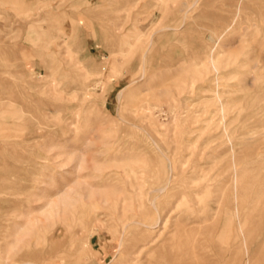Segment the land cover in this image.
Instances as JSON below:
<instances>
[{"label":"rangeland","instance_id":"rangeland-1","mask_svg":"<svg viewBox=\"0 0 264 264\" xmlns=\"http://www.w3.org/2000/svg\"><path fill=\"white\" fill-rule=\"evenodd\" d=\"M225 7L223 0H0V61L12 66L0 63V264H264V121L243 117L260 105L264 119V24L222 40L219 70L234 73L219 79L220 93L232 90L227 121H219L206 49L225 22L214 28L204 15L223 16Z\"/></svg>","mask_w":264,"mask_h":264},{"label":"bare ground","instance_id":"bare-ground-1","mask_svg":"<svg viewBox=\"0 0 264 264\" xmlns=\"http://www.w3.org/2000/svg\"><path fill=\"white\" fill-rule=\"evenodd\" d=\"M224 1V4H225V9H224V15L223 16H221L220 14H219V12H218V10H213V11H210L209 13H207V14H205L204 15V17H206L209 21H210V23H212V25L214 24H217L218 22L220 23V20L221 19H223L224 20V22H225V24H224V27H223V31L222 32H220V33H216L214 30L209 34V41H211V44L207 47V49H206V57H207V60H206V63L209 65V67L208 68H210V72H211V74L209 75V77L206 79L210 84L209 85H211V84H214V86H215V88H211V101H212V103H214V105L216 106V105H218L213 111H212V113H213V115L214 116H219L220 118H218L219 119V121H227L225 118V114H226V111L228 110V108H230V111H231V109H232V107L230 106L229 107V99H230V97H231V95H232V90L231 91H228V89H230V88H228L227 90H224V88H223V91H221V93H220V88H219V79H224V80H229V76H232L231 75V72H233V71H231L232 70V68H231V70H229V71H220L219 70V67H218V60H219V57L220 56H222L223 54H226L227 52H226V50H224V51H221V49L220 48H222V47H224V45L223 44H221V43H223L222 42V40H224L223 38H224V36L228 33V32H232V33H236V32H233V30L234 29H239V30H243V29H245V31H247L249 34H251L250 32H252L253 33V31H252V27H253V25L254 24H256V26H255V28H254V31L257 29L258 31H259V28L264 24V0H223ZM196 2V1H195ZM211 3V2H210ZM120 5V4H119ZM191 5V4H190ZM193 6V5H192ZM172 8H174V7H172ZM120 9V8H119ZM189 9V8H188ZM189 11V10H188ZM161 13V12H160ZM185 14V13H184ZM177 15H178V13H177ZM183 15V14H182ZM184 16V15H183ZM1 20H2V18H0ZM160 19V18H159ZM161 20V19H160ZM193 20V19H192ZM195 22V21H194ZM0 23H1V21H0ZM188 24V23H187ZM199 24V23H198ZM200 24H201V22H200ZM203 25H205L204 23L202 24V26ZM27 26H29V25H27ZM170 26V25H169ZM180 26V25H179ZM178 26V27H179ZM182 26V25H181ZM180 26V27H181ZM220 26V25H219ZM1 27H2V25H1ZM199 27V26H198ZM209 27H211L210 25H209ZM209 27H207L208 29H209ZM217 28V26L215 25L214 26V28ZM170 28V27H169ZM203 29L205 28L206 29V26H203L202 27ZM264 28V27H263ZM1 29H3V28H1ZM165 29H167V27H165ZM201 29V28H200ZM151 30V29H150ZM152 30H154V29H152ZM159 30H160V28H159ZM161 30H163V29H161ZM175 30V29H174ZM177 30V29H176ZM207 30V29H206ZM211 30H212V28H211ZM238 30V31H239ZM251 30V31H250ZM205 31V30H204ZM210 31V30H209ZM236 31V30H235ZM237 31V32H238ZM2 32V31H1ZM165 32V31H164ZM175 32V31H174ZM257 32V31H256ZM4 33V32H3ZM91 33V32H90ZM9 33H7V35H8ZM258 34V33H257ZM259 34H260V32H259ZM5 35V34H4ZM151 36H152V31H151V34H150ZM149 36V35H148ZM232 36V35H231ZM228 37V36H227ZM149 38H150V36H149ZM148 38V39H149ZM154 38V37H153ZM189 38V37H188ZM205 38V37H204ZM200 39V38H199ZM240 39V38H239ZM238 39V40H239ZM42 40V39H41ZM44 40V39H43ZM42 40V41H43ZM10 41V40H9ZM45 41V40H44ZM149 41H151V39L149 40ZM47 42H48V40H47ZM47 42H43V46H45V44L47 43ZM38 43V42H37ZM36 43V44H37ZM150 43V42H149ZM34 44V43H33ZM36 44H34V45H36ZM48 44H49V42H48ZM48 44H46V46L48 45ZM192 44V43H191ZM13 45V44H12ZM11 45V46H12ZM200 45H202V44H200ZM200 45H199V47H200ZM10 46V47H11ZM42 46V47H43ZM192 46V45H191ZM35 47V46H34ZM41 47V46H40ZM203 47V46H202ZM7 48H9L8 46H7ZM43 48H46V47H43ZM10 49V48H9ZM31 49H33V48H31ZM36 49H37V47H36ZM41 49V48H40ZM42 50V49H41ZM44 50V49H43ZM46 50V49H45ZM6 51H8V50H6ZM13 51H14V49H13ZM146 51H147V49H146ZM200 51H203V50H200ZM217 51V54L215 53ZM10 52H11V50H10ZM1 53V52H0ZM43 53H44V51H43ZM49 53V52H48ZM195 54H196V51L194 52ZM197 53H198V51H197ZM200 53V52H199ZM203 53H204V51H203ZM245 53V52H244ZM12 54H14L13 52H12ZM1 55H4L3 53L1 54ZM7 55V54H6ZM10 55V54H9ZM15 55V54H14ZM47 55V54H46ZM142 56V58L144 59V55H146V54H141ZM8 56V55H7ZM13 56V55H12ZM38 56V55H37ZM198 56V55H197ZM224 56V55H223ZM227 56V55H226ZM254 56V55H253ZM2 57V56H1ZM1 57H0V60H1ZM9 57V56H8ZM39 57V56H38ZM203 57H204V55H203ZM205 57V58H206ZM228 57V56H227ZM241 57V56H240ZM242 57H243V54H242ZM255 57V56H254ZM257 57V56H256ZM13 58V57H12ZM11 58V56H10V59H12ZM142 58L140 59L141 61H143L142 60ZM202 58V57H201ZM232 58V57H231ZM233 58H235V57H233ZM247 58V57H246ZM246 58H244L245 60H246ZM249 58V57H248ZM4 59H5V57H4ZM8 59V58H7ZM7 59L5 60V61H7ZM200 59V58H199ZM250 59H252V60H254V58H250ZM13 60V59H12ZM16 58H14V62H15V64H16ZM3 61V62H2ZM2 61H0V63L2 64L3 63V65H5L4 64V60H2ZM204 61V60H203ZM236 61V60H235ZM240 61V60H239ZM258 61V60H257ZM256 61V62H257ZM11 62V61H10ZM10 62H8L9 64H6L5 66H7V68L9 67H12V66H10ZM196 62H198V61H196ZM224 62V61H223ZM254 62V61H253ZM259 62V61H258ZM205 63V61H204V63H202L203 64V66L206 64ZM243 63V62H242ZM200 63L198 62V65H199ZM240 64V63H239ZM245 64V63H244ZM244 64H242V65H244ZM247 64V63H246ZM246 64H245V66H246ZM254 64V63H253ZM2 65V66H3ZM143 65V64H142ZM221 65V64H220ZM238 65V64H237ZM250 65H252V63L250 64ZM5 66H4V68H5ZM236 66V64L234 65V67ZM240 66V65H239ZM249 66V62H248V65H247V67ZM231 67H233V66H231ZM237 67V66H236ZM241 67V66H240ZM254 67H255V65H254ZM143 68V67H142ZM141 68V71L143 70ZM199 68V67H198ZM203 68H205V67H203ZM239 67H237L236 68V70L238 69ZM246 68V67H245ZM252 68V67H251ZM51 70V69H50ZM49 70V71H50ZM201 71H202V69H200ZM239 70H241L240 68L238 69V74H239ZM48 71V69L46 70V72ZM199 71V70H198ZM206 71V70H205ZM1 72V71H0ZM5 72V71H4ZM6 72H8V71H6ZM53 72V71H52ZM208 72V71H207ZM13 73V72H12ZM22 73V72H21ZM143 72H141V74H142ZM197 73V72H196ZM203 73V72H202ZM201 73V74H202ZM234 73V72H233ZM237 73V72H236ZM240 73H241V71H240ZM1 74V73H0ZM7 74V73H6ZM5 74V75H6ZM198 74V73H197ZM199 74H200V71H199ZM204 74V73H203ZM238 74H236V75H238ZM12 75V74H11ZM15 75H17V74H15ZM13 76L14 78L16 77V78H18L17 76ZM20 75V74H19ZM22 75H24V74H21L20 76H22ZM52 75V74H51ZM143 75V74H142ZM242 75V74H241ZM3 76V75H2ZM7 76V75H6ZM9 76V75H8ZM207 76H208V74H207ZM234 76V75H233ZM201 77V76H200ZM234 77H236V76H234ZM3 79H4V76L2 77ZM15 78V79H16ZM195 78V77H194ZM193 78V79H194ZM238 78H239V76H238ZM237 78V79H238ZM245 78V77H244ZM257 78V77H256ZM1 79V78H0ZM5 79H7V80H9L8 78H5ZM23 79V78H22ZM192 79V80H193ZM233 79V78H232ZM240 79H241V77H240ZM240 79H238V80H240ZM12 81H14L15 83H16V81L14 80V79H11ZM10 80V81H11ZM17 80V79H16ZM20 81H21V79H19ZM195 80V79H194ZM193 80V81H194ZM231 80V79H230ZM242 80V79H241ZM240 80V81H241ZM6 81V80H5ZM11 81V82H12ZM18 81V80H17ZM19 81V82H20ZM193 81H191V82H193ZM232 81V80H231ZM8 82V81H7ZM133 82H135V78H132V81H131V83H133ZM239 82V81H238ZM242 82V81H241ZM0 83H1V81H0ZM13 83V82H12ZM223 83V82H222ZM243 84H244V82H242ZM3 84V83H2ZM17 84V83H16ZM15 84V85H16ZM20 84V83H19ZM233 84H234V82H233ZM237 84H240V83H237ZM242 84V85H243ZM30 85V84H29ZM131 85V84H130ZM191 85V84H190ZM201 85H202V83H201ZM222 85V84H221ZM231 85V84H230ZM241 85V84H240ZM12 86L14 87V85L12 84ZM17 86V85H16ZM127 86V85H126ZM197 86V85H196ZM198 86H200V85H198ZM208 86V85H207ZM213 86V85H212ZM211 86V87H212ZM246 85H244L243 86V90L244 89H246V87H245ZM4 88H5V84H4ZM127 87H123L118 93H117V95H118V97H117V99H121V97L123 96V94H124V91H125V89H126ZM184 88H185V86H184ZM198 88V87H197ZM239 88V87H238ZM193 89V88H192ZM207 89V88H206ZM226 89V88H225ZM5 90V89H4ZM195 90H197V89H195ZM0 91H1V88H0ZM10 91V90H9ZM8 90H6L5 92H9ZM200 91V90H199ZM238 91V90H237ZM202 92V91H201ZM205 92V91H204ZM235 92V91H234ZM246 92H249V91H246ZM1 93L3 94L4 93V91L2 92L1 91ZM6 93V94H7ZM208 93V92H207ZM206 93V94H207ZM244 93V92H243ZM189 94V93H188ZM202 94H204V93H202ZM201 94V95H202ZM251 94H252V92H251ZM4 95V94H3ZM1 96L2 95H0V99H1ZM250 96V95H249ZM253 96H254V94H253ZM3 97V96H2ZM209 97V96H208ZM241 96H239L238 98H240ZM247 97V96H246ZM4 98L6 99V96L4 95ZM16 100H17V98L16 97H14ZM238 98L237 99H235L236 101L238 100ZM243 98H244V96H243ZM243 98H241V99H243ZM257 98V97H256ZM15 99H11V100H13V101H16ZM206 99V98H205ZM208 99V98H207ZM241 99H239V100H241ZM247 99H248V97H247ZM251 99V98H250ZM20 101H21V99H19ZM184 100V99H183ZM12 101V102H13ZM18 101V100H17ZM232 101H234V100H232ZM245 101V100H244ZM244 101L242 100V103H243V107H244V105H245V108H248V106H249V104L250 103H253L252 102V100L250 101V100H248V101H245L246 103L244 104ZM9 102H10V100H9ZM9 102H8V104H9ZM208 102V101H207ZM210 102V101H209ZM239 102H241V101H239ZM259 102V101H258ZM16 103V102H15ZM202 103V102H201ZM204 103V102H203ZM249 103V104H248ZM0 104H2V103H0ZM23 104H24V102H23ZM40 104V103H39ZM238 104H240V103H238ZM7 105V104H6ZM12 107H13V105L12 104H10ZM25 105H27V104H25ZM42 106H43V103L41 104ZM1 106V105H0ZM15 106V105H14ZM30 106V105H29ZM32 106V105H31ZM234 106H238V105H234ZM240 106V109H242V107H241V104L239 105ZM255 106V105H254ZM259 106V109L261 108L260 107V105H257V107ZM21 107V106H20ZM19 107V108H20ZM24 107H26V106H24ZM214 107V106H213ZM250 108H251V105L249 106ZM256 107V106H255ZM256 107V108H257ZM15 108V107H14ZM30 107H28V109H29ZM35 108V107H34ZM234 108V107H233ZM26 109V108H25ZM27 109V110H28ZM235 109V108H234ZM249 109V108H248ZM246 110V112L243 114V117H244V121H253V123H258L259 121H264V119H261V117H262V115L263 114H261V112H259V109H257L258 111H256V110H254V109H251V111L249 112V110ZM6 110V109H5ZM9 110V108L7 109V111ZM17 110H19V109H17ZM23 110H24V108H23ZM23 110H22V112H23ZM207 110H208V108H207ZM237 109H235V111H236ZM239 110V109H238ZM243 110H244V108H243ZM261 110H262V108H261ZM2 111H4V108H3V110H1V113H2ZM4 112V113H8V112ZM20 112H21V109L19 110ZM31 111V110H30ZM245 111V110H244ZM12 112H15L14 111V109H13V111ZM12 112H10V114L12 113ZM17 112V111H16ZM15 112V113H16ZM25 112L27 113V111L25 110ZM24 112V113H25ZM32 112V113H31ZM30 112V114H33L32 116H34V109H33V111H31ZM37 112V111H36ZM247 112H249V113H247ZM38 113V112H37ZM234 113V112H233ZM243 113V112H242ZM264 113V112H263ZM9 114V115H10ZM29 114V113H28ZM29 114V115H30ZM209 114V113H208ZM231 114V113H230ZM11 115H14L13 113L11 114ZM24 115V114H23ZM27 115V114H26ZM228 115V114H227ZM1 116V115H0ZM3 116H5L4 114H3ZM31 116V115H30ZM29 116V117H30ZM31 116V117H32ZM212 116V115H211ZM22 117V116H21ZM30 117V118H31ZM231 117H233V116H231ZM239 117V116H238ZM243 117H241V119L243 118ZM12 118V117H11ZM19 118V117H18ZM24 118H26V117H24ZM210 118V117H209ZM213 118H215V117H213ZM228 118V117H227ZM34 119V118H33ZM33 119H31V122H32V120ZM239 119V118H238ZM28 120V119H27ZM215 120H217V119H215ZM243 120V119H242ZM241 120V121H242ZM34 121V120H33ZM212 121V120H211ZM210 121V122H211ZM234 121V120H233ZM232 121V122H233ZM236 121V120H235ZM24 122H25V120H24ZM208 122V121H207ZM207 122H205V123H207ZM209 122V123H210ZM249 122H245V124L246 123H249ZM20 123H22L21 121H20ZM34 123V122H33ZM36 123H37V121H36ZM38 123H39V121H38ZM38 123H37V125H38ZM238 123V122H237ZM17 124V123H16ZM31 123H29V121H27V125H29V126H31L30 125ZM243 124H244V122H243ZM259 124H261V123H259ZM7 125V124H6ZM37 125L35 126V128L37 127ZM236 125V124H235ZM250 125V124H249ZM1 126H4V125H2L1 124ZM0 126V127H1ZM9 126V125H8ZM16 126V125H15ZM20 125H18L17 127H19ZM26 126V125H25ZM38 126H40V125H38ZM237 126H239V124L237 125ZM245 126V125H244ZM11 127H13L12 125H11ZM21 127V129L23 128V126H20ZM41 127H42V125H41ZM235 127V126H234ZM2 128V127H1ZM6 128V127H5ZM14 128V127H13ZM26 128V127H25ZM228 128V127H227ZM226 128V126H225V129H227ZM14 129H16V128H14ZM8 130V129H7ZM12 130V129H11ZM17 130H18V128H17ZM20 130V129H19ZM205 130V129H204ZM233 130H234V128H233ZM22 131H24V130H22ZM257 131V130H256ZM26 132V131H25ZM210 132V131H209ZM222 132V131H221ZM220 132V133H221ZM254 132V131H253ZM262 132V131H261ZM226 133H228V130L227 131H225V134ZM230 133V132H229ZM228 133V134H229ZM264 133V132H263ZM208 134V133H207ZM210 134V133H209ZM225 134H224V136H225ZM258 134V133H257ZM262 134V133H261ZM261 134H259V135H261ZM222 135H223V133H222ZM234 135V134H233ZM248 135V134H247ZM219 136V135H218ZM218 136L217 135H214V136H211V137H213L216 141H217V138H218ZM235 136V135H234ZM242 136V135H241ZM243 136H245V135H243ZM251 136V135H250ZM250 136H248V139H249V137ZM2 137V136H1ZM217 137V138H216ZM240 137V136H239ZM259 137V136H258ZM8 138V137H7ZM205 138V137H204ZM219 138L221 139V136H219ZM227 138V137H226ZM234 138V137H233ZM13 139H16V138H13ZM12 139V140H13ZM211 139V138H210ZM210 139H208V140H210ZM224 139H225V137H224ZM2 140V139H1ZM7 140V139H6ZM212 140V139H211ZM223 140V139H222ZM222 140H220V141H222ZM235 140V139H234ZM245 140V139H244ZM264 139L262 138V140L261 141H263ZM2 141H5V140H2ZM2 141H0V142H2ZM215 141V142H216ZM240 141H242V139L240 140ZM6 142V141H5ZM225 142V141H224ZM228 142V141H227ZM15 144H16V142H14ZM204 143H206V139H205V142ZM208 143V142H207ZM223 143V142H222ZM222 143H218V145L220 144H222ZM264 143V142H263ZM20 144V143H19ZM19 144H17V145H19ZM8 145V144H7ZM14 145V144H13ZM21 145L23 146L24 144H22L21 143ZM20 145V146H21ZM217 145V144H216ZM220 145H219V147H220ZM224 145H226L225 143H224ZM224 145H222V146H224ZM232 145V144H231ZM3 146H5V145H3ZM221 146V147H222ZM230 146V145H229ZM11 148H12V150H13V148H15V146H10ZM218 147V148H219ZM220 147V148H221ZM234 147V146H233ZM232 147V148H233ZM8 148H9V146H7V150H8ZM10 148V149H11ZM202 148V147H201ZM204 148V147H203ZM230 148V147H229ZM246 148H248V146L247 145H243V146H241L240 148H237V149H234L233 151H239V153L242 151V150H244V149H246ZM6 149V148H5ZM206 149H207V147H206ZM15 150H16V148H15ZM209 150V149H208ZM262 150V149H261ZM202 151L204 152H206V150H203L202 149ZM230 152V151H229ZM257 152V151H256ZM15 153H16V151H15ZM199 154H201V153H199ZM206 154V153H205ZM214 154H215V152H214ZM264 154V153H263ZM262 154V155H263ZM5 155H7V152L5 153ZM189 155V154H188ZM193 155V154H192ZM10 156H11V154H10ZM14 156V155H13ZM191 156V155H190ZM16 156H14V158H15ZM220 157V156H219ZM19 158V157H18ZM23 158H25V157H23ZM262 158V156H259L258 157V159H260V161L262 160L261 159ZM15 159H17V157L15 158ZM217 159V158H216ZM257 159V160H258ZM18 160H20V159H18ZM24 160V159H23ZM224 160V159H223ZM22 161V160H21ZM222 161V160H221ZM256 161V160H255ZM255 161H252V162H246V165L247 164H249V165H247V166H249V167H246V169L245 170H251V169H249V168H251L250 167V165L252 164V163H254L255 164ZM263 161V160H262ZM4 162V161H3ZM14 162V161H13ZM29 162V161H28ZM170 162V161H169ZM15 163V162H14ZM226 163V162H225ZM230 163V162H229ZM262 163V162H261ZM169 164V163H168ZM171 165V164H170ZM259 165H260V163H259ZM228 166V165H227ZM237 166V165H236ZM12 167V166H11ZM27 167V166H26ZM257 167H259L258 165H257ZM257 167H255V169L257 168ZM33 168V167H32ZM10 169H12V168H10ZM228 169H229V167H228ZM254 169V168H253ZM254 169V170H255ZM245 170H243V172L245 171ZM9 171V170H8ZM35 171V170H34ZM170 171V170H169ZM242 171V170H241ZM30 172V171H29ZM217 172H219V171H217ZM243 172H241L242 174H243ZM241 173H239V174H241ZM244 173H246V172H244ZM5 174V173H4ZM10 174V173H9ZM34 174V173H33ZM26 175V174H25ZM11 176H13V175H11ZM35 175H33V176H31V177H34ZM31 177H29V178H31ZM228 177V176H227ZM239 177V176H238ZM2 178V177H1ZM14 178V177H13ZM12 179V178H11ZM15 179V178H14ZM25 179V178H24ZM168 179V178H167ZM215 179H218V177H216ZM248 179H249V177H248ZM251 179V178H250ZM8 180V179H7ZM13 180V179H12ZM210 180V179H209ZM229 180V179H228ZM234 180V179H233ZM1 181H2V179H1ZM223 181H224V179H223ZM4 182V181H3ZM13 182V181H12ZM14 182H16V181H14ZM8 183H9V181H8ZM220 183V182H219ZM224 183V182H223ZM167 184H168V182H167ZM167 184H165L164 186H166ZM220 184H222V181H221V183ZM225 184V183H224ZM234 184V183H233ZM5 185V184H4ZM227 185V184H226ZM229 185V184H228ZM233 186V185H232ZM264 186V185H263ZM166 188H167V186H166ZM228 188V187H227ZM229 188H230V186H229ZM231 189V188H230ZM229 189V190H230ZM158 190V189H157ZM162 190V189H161ZM263 188H262V193H263ZM1 191V190H0ZM155 191V190H154ZM163 191V190H162ZM2 192V191H1ZM1 192H0V194H1ZM156 192V191H155ZM160 193H161V191H159ZM224 192V191H223ZM157 193H158V191H157ZM220 194H221V192H220ZM261 194V193H260ZM259 194V195H260ZM231 195V194H230ZM220 196V195H219ZM224 196V197H223ZM223 196H221L222 197V199L223 198H225V196L226 195H224L223 194ZM232 196V195H231ZM239 196V195H238ZM237 196V197H238ZM261 196H264V193H263V195L261 194ZM260 196V198H261V200H262V197ZM221 197H220V200H221ZM11 198V197H10ZM218 198V197H217ZM239 198V197H238ZM12 199V198H11ZM264 199V198H263ZM14 200V199H13ZM218 200H219V198H218ZM263 201V200H262ZM13 202V201H12ZM259 202H260V199L258 200V204H259ZM214 204H216L215 202H214ZM218 204V203H217ZM228 204V203H227ZM261 204V203H260ZM213 205V204H212ZM218 205H221V204H218ZM216 206V205H215ZM258 206V205H257ZM260 206V205H259ZM231 207V206H230ZM236 207L238 208V204H236ZM223 208V207H222ZM216 209H217V206H216ZM224 209V208H223ZM209 212H210V208H209V210H208ZM181 212H182V210H181ZM219 213V212H218ZM229 213V212H228ZM207 214H210V213H207ZM206 214V215H207ZM211 214H213L214 215V213L212 212ZM182 215H183V213H182ZM182 215H181V218L183 219V217H182ZM225 215V214H224ZM179 216V215H178ZM185 216H188V215H185ZM190 216V215H189ZM188 216V217H189ZM210 216V215H209ZM208 216V217H209ZM227 216V215H226ZM203 217V216H202ZM205 217H207V216H205ZM207 217V218H208ZM230 218H231V216H230ZM209 219V218H208ZM228 219V218H227ZM234 219H235V217H234ZM179 220V219H178ZM186 220V219H185ZM190 220V219H189ZM192 220V219H191ZM182 221V220H181ZM187 221V220H186ZM193 221V220H192ZM199 221V220H198ZM194 222V221H193ZM135 223H137V222H135ZM189 223V222H188ZM188 223H187V226H188ZM192 223V222H191ZM227 223H228V221H227ZM242 223V222H241ZM140 224V223H139ZM239 226V225H238ZM179 233V232H178ZM175 235V234H174ZM252 235V234H251ZM170 236V235H169ZM168 236V237H169ZM167 237V238H168ZM173 237V236H172ZM175 238V237H174ZM182 238V237H181ZM170 241V240H169ZM130 242V241H129ZM166 242L167 243H169L168 242V240H166ZM171 242V241H170ZM174 242V241H173ZM180 242V241H179ZM178 243V242H177ZM188 243V242H187ZM17 246H18V243H15ZM14 244V245H15ZM157 244V243H156ZM183 244V243H182ZM14 245H13V247H14ZM15 245V246H16ZM149 245V244H148ZM173 245H174V243H173ZM172 245V246H173ZM185 245H186V243H185ZM83 246V245H82ZM155 246V245H154ZM164 246V245H163ZM176 246H178V250H179V245H176ZM183 246V245H182ZM182 246H181V249H182ZM190 246V245H189ZM8 247H10L9 245H8ZM13 247H11L12 248V250H13ZM168 248H170V247H168ZM8 249V248H7ZM173 249V248H172ZM184 249V248H183ZM190 249V248H189ZM171 250V249H170ZM170 250H169V252H170ZM175 250V249H174ZM177 250V251H178ZM10 251H11V249H10ZM151 251H153V250H151ZM166 251V250H165ZM193 251V250H192ZM140 252V251H139ZM144 252V251H143ZM163 252H164V250H163ZM167 252V251H166ZM149 253V252H148ZM179 253V255H180V252H178ZM189 252H187V254H188ZM6 254H7V252H6ZM5 254V255H6ZM164 254L165 253H163V257H164ZM181 254H182V252H181ZM5 255H4V258L6 259V257H5ZM149 255V254H148ZM178 255V254H177ZM190 255V254H189ZM184 256V255H183ZM188 256V255H187ZM93 257V256H92ZM173 257V256H172ZM172 257H168V258H172ZM192 259H193V257L192 256H190ZM86 258H87V256H86ZM167 258V257H166ZM166 258H164V259H166ZM167 258V259H168ZM177 258H180V256H178ZM114 259V258H113ZM185 259V260H184ZM88 260V259H87ZM119 260V259H118ZM170 260V259H169ZM168 260V261H169ZM183 260L184 261H186L187 259L186 258H184L183 257ZM31 261V260H30ZM111 261V260H110ZM178 261H179V259H178ZM182 261V260H181ZM189 261V260H188ZM187 261V263H189ZM192 262H193V260H191ZM190 261V262H191ZM195 261V260H194ZM85 262V261H84ZM171 262H173V261H171L170 260V263ZM183 262V261H182ZM191 262V263H192ZM26 263H28V261L26 262ZM25 263V264H26ZM111 263V262H110ZM109 263V264H110ZM164 263V262H163ZM169 263V264H170ZM175 263V262H174ZM180 263V262H179ZM196 263H197V261H196ZM16 264V263H15ZM31 264V263H30ZM84 264V263H83ZM152 264V263H151ZM167 264V263H166ZM181 264V263H180ZM186 264V263H185ZM194 264V263H193Z\"/></svg>","mask_w":264,"mask_h":264}]
</instances>
